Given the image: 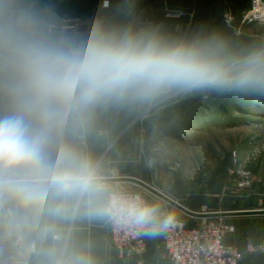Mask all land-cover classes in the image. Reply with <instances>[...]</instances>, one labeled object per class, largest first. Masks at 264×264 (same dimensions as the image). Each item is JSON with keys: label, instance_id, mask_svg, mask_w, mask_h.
Segmentation results:
<instances>
[{"label": "rangeland", "instance_id": "rangeland-1", "mask_svg": "<svg viewBox=\"0 0 264 264\" xmlns=\"http://www.w3.org/2000/svg\"><path fill=\"white\" fill-rule=\"evenodd\" d=\"M128 1L32 0L38 10L56 22L60 30L74 42L82 39L80 45L84 46L95 42L97 29L105 34L117 33L115 14L119 6L116 5L123 3V6H128ZM247 1L249 7L241 14L240 20L252 3V0ZM78 20L88 22V25L78 27ZM236 32L238 35L232 37L229 46L222 47L220 55L223 58L233 60L264 50L263 25H240ZM165 95L161 91L147 99L129 96L130 101L127 102L125 98V115L118 114L117 130L102 149L103 154L94 166V176L138 178L197 212L264 210V95L208 88H173ZM134 109L135 117H141L131 126L128 117ZM122 121H125L123 125ZM89 152L80 140L75 149L71 148V156L76 153L79 162L73 171L79 173L81 165H88ZM60 157L61 171L49 168L53 161L48 151L42 166L18 171L24 177L21 180H53L65 174L68 156L61 150ZM93 169L88 167L90 172ZM3 175L6 174L0 167V178ZM91 188H95L94 193L107 198L111 192L121 189L149 196L152 206L158 210L148 232L149 258L155 260L154 264H163L164 261V228L160 227L164 218L185 217L191 226L201 224L200 220L186 217L132 184H96ZM51 190L57 195L73 198L70 225L74 203L82 191L71 188L62 191L56 186ZM225 221L236 227L237 237L243 240L242 246L251 243L264 247V216L226 218ZM109 254L116 259L111 243ZM257 254L263 255L264 251L250 255ZM169 260L164 263L170 264ZM118 262L116 260L115 263L125 264Z\"/></svg>", "mask_w": 264, "mask_h": 264}, {"label": "clouds", "instance_id": "clouds-1", "mask_svg": "<svg viewBox=\"0 0 264 264\" xmlns=\"http://www.w3.org/2000/svg\"><path fill=\"white\" fill-rule=\"evenodd\" d=\"M218 89L264 95V50L227 60L207 44H165L150 34H105L82 50L32 0H0V164L43 165L45 148L71 117L113 100L150 98L167 89ZM53 178L62 191L89 190L88 165ZM119 202H114V206ZM122 211L150 224L157 209L139 198ZM170 218H164L165 228Z\"/></svg>", "mask_w": 264, "mask_h": 264}, {"label": "crops", "instance_id": "crops-1", "mask_svg": "<svg viewBox=\"0 0 264 264\" xmlns=\"http://www.w3.org/2000/svg\"><path fill=\"white\" fill-rule=\"evenodd\" d=\"M122 4L116 5L119 6L115 14L117 33L150 34L170 45L207 44L219 54L222 47L229 46L232 37L238 35L236 28L240 26L241 14L249 7L247 0H130L128 6ZM77 42L82 50L91 45H80L82 39ZM171 91L162 92L167 96ZM127 102L123 99L103 103L90 109L78 122L70 117L63 130L54 134L46 145L49 149L45 154L49 151L53 161L49 168L61 171L62 150L72 159V169H77L79 162L76 153L71 156V148L75 149L80 140L90 151L87 163L93 169L103 154L102 149L117 130L118 114L125 115ZM135 110L132 114L129 110L131 126L141 117H135ZM3 112L4 106L0 105V115ZM0 167L6 174L0 178V183L24 178L18 171L25 168H7L2 164ZM95 171L94 168L92 172ZM93 185L96 184H91L74 203L70 225L73 198L57 195L51 190L52 186L0 190V264H117L116 260L125 264H154L155 260L149 258L148 238V251L142 259L135 256L123 261L115 253L114 260L109 254L107 196L94 193ZM237 234L227 237L225 243L243 248V240ZM33 246L36 253L31 251ZM162 257L164 261L169 260L164 251ZM248 257L243 264H264V254ZM164 261L163 264H168Z\"/></svg>", "mask_w": 264, "mask_h": 264}, {"label": "built area", "instance_id": "built-area-1", "mask_svg": "<svg viewBox=\"0 0 264 264\" xmlns=\"http://www.w3.org/2000/svg\"><path fill=\"white\" fill-rule=\"evenodd\" d=\"M76 24L80 27L88 25V22L78 20ZM253 24L264 26V0H252L249 10L240 20L241 26ZM135 198H139L144 205L153 207L145 193L121 189L108 195L105 208L111 245L117 257L123 261L135 256L144 258L148 251V232L158 216L156 213L152 222L147 225H140L129 219L121 209L127 200ZM116 201L119 203L114 206ZM235 233L236 227L225 219H205L197 226H191L185 217L170 219L163 232V248L171 264H243L248 254L264 251L263 246H254L251 243L243 248L227 245L226 238ZM31 251L36 253V247L33 246Z\"/></svg>", "mask_w": 264, "mask_h": 264}, {"label": "water", "instance_id": "water-1", "mask_svg": "<svg viewBox=\"0 0 264 264\" xmlns=\"http://www.w3.org/2000/svg\"><path fill=\"white\" fill-rule=\"evenodd\" d=\"M93 179L91 184H132L135 185L154 197L164 201L174 209H177L186 217L205 220V219H226L236 217H248V216H264V210H241V211H221V212H197L193 211L180 202L172 199L171 197L160 192L156 188L152 187L148 183L129 176L119 177H95V172H92ZM40 186H55L53 180H14L0 183V190L5 188H17V187H40ZM83 196V193L81 194Z\"/></svg>", "mask_w": 264, "mask_h": 264}]
</instances>
